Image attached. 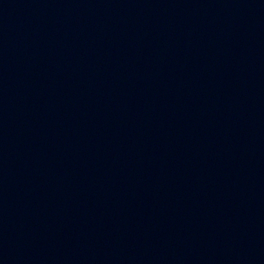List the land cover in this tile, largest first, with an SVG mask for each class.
I'll return each mask as SVG.
<instances>
[{"label":"water","instance_id":"1","mask_svg":"<svg viewBox=\"0 0 264 264\" xmlns=\"http://www.w3.org/2000/svg\"><path fill=\"white\" fill-rule=\"evenodd\" d=\"M0 264H264V0H0Z\"/></svg>","mask_w":264,"mask_h":264}]
</instances>
